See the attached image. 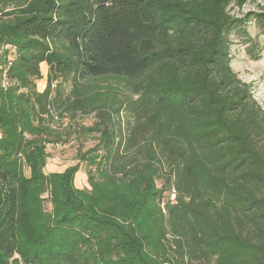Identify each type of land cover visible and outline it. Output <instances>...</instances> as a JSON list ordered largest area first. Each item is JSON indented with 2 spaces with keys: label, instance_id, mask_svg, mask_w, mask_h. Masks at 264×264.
Listing matches in <instances>:
<instances>
[{
  "label": "trees",
  "instance_id": "1",
  "mask_svg": "<svg viewBox=\"0 0 264 264\" xmlns=\"http://www.w3.org/2000/svg\"><path fill=\"white\" fill-rule=\"evenodd\" d=\"M245 2L0 0V264H264V111L228 40L264 35V8L229 12ZM98 77L129 96L108 106ZM77 113L90 189L43 172L49 124Z\"/></svg>",
  "mask_w": 264,
  "mask_h": 264
},
{
  "label": "rangeland",
  "instance_id": "2",
  "mask_svg": "<svg viewBox=\"0 0 264 264\" xmlns=\"http://www.w3.org/2000/svg\"><path fill=\"white\" fill-rule=\"evenodd\" d=\"M261 8H264V0H246L240 9L231 6L229 12L239 17L248 11H256ZM228 40L231 54L230 64L233 71L242 82L250 84L254 99L264 111V35L259 33L251 22L239 29L238 32H234ZM7 49L10 48L1 45L0 54ZM8 51L12 54V50ZM46 69L47 66L42 63L40 71L43 78L36 81L37 89L43 88ZM87 81L90 83L89 86L92 87L94 95L96 94L98 99L105 101L108 106L124 102L129 96L122 78L98 77ZM2 82L6 85L5 76L2 78ZM68 83L62 84L67 90L70 88ZM128 118L127 114L123 115L122 122ZM55 121L49 124L53 140L45 144L47 156L43 172L45 174L61 173L66 168L77 165L78 170L73 178L74 185L78 188L90 189L87 170L93 168L87 165V161L81 160L80 155L87 153L99 139V133L93 128L96 122L94 113L84 115L77 113L72 117L64 115L62 119ZM263 141L264 138H262ZM25 173L28 175L29 171L26 169ZM77 176H80L81 184H79ZM157 184L159 186L160 182L158 181ZM170 194L166 193L169 198ZM49 207V203L45 201L44 208L48 210ZM168 237L171 238V235L168 234Z\"/></svg>",
  "mask_w": 264,
  "mask_h": 264
},
{
  "label": "crops",
  "instance_id": "3",
  "mask_svg": "<svg viewBox=\"0 0 264 264\" xmlns=\"http://www.w3.org/2000/svg\"><path fill=\"white\" fill-rule=\"evenodd\" d=\"M44 63V62H43ZM42 64V63H41ZM40 64V65H41ZM45 64V63H44ZM46 65V64H45ZM47 70V69H46ZM47 73V72H46ZM44 86H45V83H44V85H43V88H44ZM43 88L42 89H38V91H42L43 90ZM77 178L79 179V184H81V179H80V176H77Z\"/></svg>",
  "mask_w": 264,
  "mask_h": 264
},
{
  "label": "built area",
  "instance_id": "4",
  "mask_svg": "<svg viewBox=\"0 0 264 264\" xmlns=\"http://www.w3.org/2000/svg\"><path fill=\"white\" fill-rule=\"evenodd\" d=\"M170 200H173L175 198V194H174V190L171 191V194H170Z\"/></svg>",
  "mask_w": 264,
  "mask_h": 264
}]
</instances>
